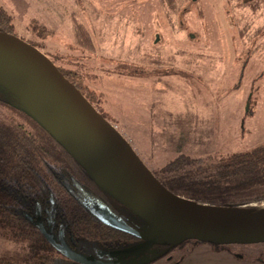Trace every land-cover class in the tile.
<instances>
[{
	"label": "rangeland",
	"instance_id": "obj_1",
	"mask_svg": "<svg viewBox=\"0 0 264 264\" xmlns=\"http://www.w3.org/2000/svg\"><path fill=\"white\" fill-rule=\"evenodd\" d=\"M0 5L13 16V33L43 51L72 82L83 83L97 110L152 171L182 153L216 162L264 142V0ZM74 18L89 30L94 49L77 42ZM0 111L11 113L3 105ZM229 207L264 210V200ZM94 243L100 253L86 254L101 261L264 264V242L215 247L189 240L170 247L121 246L110 253ZM24 250L29 252L23 242L0 236V264L28 262Z\"/></svg>",
	"mask_w": 264,
	"mask_h": 264
},
{
	"label": "water",
	"instance_id": "obj_2",
	"mask_svg": "<svg viewBox=\"0 0 264 264\" xmlns=\"http://www.w3.org/2000/svg\"><path fill=\"white\" fill-rule=\"evenodd\" d=\"M0 85L19 98L21 108L97 184L146 223L135 228L111 213L102 216L108 223L141 239L135 247L178 245L187 240L216 245L264 242V210L240 212L232 207L205 206L172 192L43 51L2 30ZM66 252L82 264L149 261L142 257L106 262L87 258L69 247Z\"/></svg>",
	"mask_w": 264,
	"mask_h": 264
},
{
	"label": "trees",
	"instance_id": "obj_3",
	"mask_svg": "<svg viewBox=\"0 0 264 264\" xmlns=\"http://www.w3.org/2000/svg\"><path fill=\"white\" fill-rule=\"evenodd\" d=\"M74 21L77 42L94 49L89 30L78 19ZM14 29L13 16L0 5V30L13 33ZM73 83L93 104L83 83ZM0 105L11 112L0 111V236L22 240L29 250L26 258L30 257V251L43 244L26 224L25 213H33L39 203L43 209L54 208L61 222L88 237L102 241L134 237L114 225L120 233L110 234L111 224L90 209L95 199L103 201L110 193L21 108L18 97L1 85ZM153 172L172 192L197 202L229 207L264 200V142L216 162L182 153Z\"/></svg>",
	"mask_w": 264,
	"mask_h": 264
},
{
	"label": "flooded vegetation",
	"instance_id": "obj_4",
	"mask_svg": "<svg viewBox=\"0 0 264 264\" xmlns=\"http://www.w3.org/2000/svg\"><path fill=\"white\" fill-rule=\"evenodd\" d=\"M90 209L93 214L96 213L100 217H104L105 213H111L124 220L132 227L135 225L133 222H136L137 227L135 228H142L146 225V223L142 220L137 221L135 214L111 194L103 201L95 199L91 204ZM255 210L259 209H254L252 211ZM25 215L28 218L26 224L34 230L43 245L41 247L39 245L35 246L33 248V252L30 253V257H27V259L30 258L31 261L28 263H25L24 261L23 264H54L55 261H58L61 264H72V262L82 264L68 256L66 252L67 247L87 258L96 259V255L89 256L86 254L89 249H93L96 252V245L94 242L100 241L107 249L105 252L108 253H110L115 247H131L142 242L141 239L136 240L134 235L132 238L120 236L110 238L106 241L99 240L97 237H88L87 235L74 231L73 228L68 226V222H61L62 220L58 219V214L55 213L54 208L43 209L39 203L36 204V208L33 213H25ZM111 226L113 231L110 229V234H114L115 232L120 233L119 230L113 227L112 224ZM114 239L115 241H113ZM19 241L22 242V240ZM99 253L100 252H96V254ZM26 254L27 252L24 250V253L21 255L23 259H26Z\"/></svg>",
	"mask_w": 264,
	"mask_h": 264
}]
</instances>
